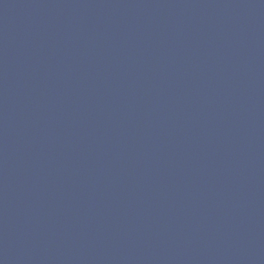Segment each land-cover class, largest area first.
I'll return each instance as SVG.
<instances>
[{"label":"water","instance_id":"1","mask_svg":"<svg viewBox=\"0 0 264 264\" xmlns=\"http://www.w3.org/2000/svg\"><path fill=\"white\" fill-rule=\"evenodd\" d=\"M0 264H264V0H0Z\"/></svg>","mask_w":264,"mask_h":264}]
</instances>
